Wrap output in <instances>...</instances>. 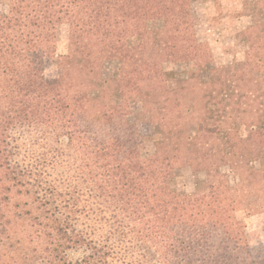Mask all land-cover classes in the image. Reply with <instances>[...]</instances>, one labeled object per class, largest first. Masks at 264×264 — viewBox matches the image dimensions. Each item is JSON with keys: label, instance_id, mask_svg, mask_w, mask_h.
<instances>
[{"label": "trees", "instance_id": "trees-1", "mask_svg": "<svg viewBox=\"0 0 264 264\" xmlns=\"http://www.w3.org/2000/svg\"><path fill=\"white\" fill-rule=\"evenodd\" d=\"M194 1L7 0L0 264H264L239 215L264 209V0H241L247 48L221 65ZM165 62L192 67L170 87ZM139 124L160 136L150 153ZM184 168L192 192L174 186Z\"/></svg>", "mask_w": 264, "mask_h": 264}, {"label": "rangeland", "instance_id": "rangeland-1", "mask_svg": "<svg viewBox=\"0 0 264 264\" xmlns=\"http://www.w3.org/2000/svg\"><path fill=\"white\" fill-rule=\"evenodd\" d=\"M196 0L192 9L196 16L195 32L200 41L207 42L217 64H226L241 60L247 48L243 38V31L252 21L251 14L242 10L241 0ZM7 14V0H0V21ZM68 45V27L60 26L57 38V53L66 52ZM192 67L191 62L173 64L165 62L163 69L170 87L182 83L185 73ZM119 61L106 60L102 66V73L106 77L118 74ZM44 73L53 77L57 73L56 56H48L44 60ZM139 131L148 135L144 143V153L153 151L159 141L157 129L152 125L139 124ZM22 128L16 129L18 132ZM174 186L182 191L192 192L195 189V176L188 168L182 169L174 180ZM239 215L245 218L247 240L241 246L242 253L247 259H261L264 257V209L247 214L240 211ZM76 256L77 253H74Z\"/></svg>", "mask_w": 264, "mask_h": 264}]
</instances>
